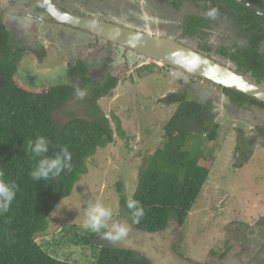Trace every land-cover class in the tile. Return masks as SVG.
I'll use <instances>...</instances> for the list:
<instances>
[{
	"label": "rangeland",
	"instance_id": "obj_1",
	"mask_svg": "<svg viewBox=\"0 0 264 264\" xmlns=\"http://www.w3.org/2000/svg\"><path fill=\"white\" fill-rule=\"evenodd\" d=\"M227 4L236 6L230 2ZM31 19L24 13L19 18L8 16L5 23L7 25L8 22L11 29L16 24L29 26L33 24ZM35 25L42 29L40 21H35ZM41 38L40 42L47 45L45 49L48 53L44 49L43 54H39L40 58L32 50H26L18 66L17 81L32 88L64 84L74 86L72 98L65 109L52 113L59 125L72 114L82 117L93 115L92 102L86 97L92 98L91 89L101 80L84 89V83L73 70L68 76L67 56L55 46L45 43H49L47 36L42 35ZM78 46L79 52L75 45L66 48L72 60L82 58L81 54L84 56L89 52L88 48ZM141 63L148 66L125 72L119 77V83L112 93L97 102L110 119L112 128L116 129L113 115L121 118L126 138L115 133V141L99 148L88 160V172L81 175L71 194L51 212L48 230L37 237L38 242L60 260L77 264H95L99 247L103 244L138 250L153 264H264V252H258L259 247L264 248V223H259L264 217V146L255 148V145H246L243 147L244 154L236 158L237 129L244 132L250 130L247 125L225 114L217 116L218 111L212 112L213 103H205L210 111L208 124L201 125L199 121L192 133L198 135L199 129L208 131V128L216 127V139L212 141L200 133L198 140L192 142L194 144H188L191 145L190 149L204 148L205 157L213 161V167L185 223L179 225L177 220L172 219L165 230L147 233L135 229L120 214L117 183L124 182L129 196L134 193L140 165L146 156L162 146L164 126L177 108V103L161 102V99L181 89H178L172 72L162 64L146 58ZM189 85L187 80L183 93L188 90L186 96L189 95V99L202 100L203 97L198 95L200 91ZM78 90L85 92L83 98L78 96ZM255 108L251 112L238 114L243 121L255 125L260 122V110ZM247 154L250 158L245 162ZM238 163H242V166L238 167ZM95 202L112 208L110 224L116 222L129 226L125 238L112 243L102 233L83 228L86 207ZM91 234L96 235L93 240L77 242L79 238ZM238 242L243 243V249Z\"/></svg>",
	"mask_w": 264,
	"mask_h": 264
},
{
	"label": "trees",
	"instance_id": "obj_2",
	"mask_svg": "<svg viewBox=\"0 0 264 264\" xmlns=\"http://www.w3.org/2000/svg\"><path fill=\"white\" fill-rule=\"evenodd\" d=\"M228 1L246 12L245 20L250 26L260 21V30L263 28V16L234 0ZM248 1L264 9V0ZM10 35L6 26L0 24V77L8 80L0 87V171L4 172L6 180L14 182L18 188L9 211L0 215V264H77L60 260L47 252L37 237L47 232L51 212L63 198L71 194L81 175L88 172V160L99 148L113 143L115 133L126 138L121 118L113 115L116 129L112 128L110 119L97 103L100 98L112 93L119 79L109 76L103 84L92 87L93 115L82 117L72 114L59 125L52 113L65 109L73 95L74 86L64 84L32 88L15 80L14 74L23 61L24 51L12 46ZM262 38L264 32L260 34ZM243 55L246 59L240 56L238 63L249 64L254 73L260 69V80L264 79V54L254 46L245 48ZM74 67L72 70H79L78 76L84 84L93 83L86 63L80 60ZM227 91L237 96V99L258 102L243 93ZM161 102L177 103L176 111L164 126L162 146L146 156L140 165L137 187L131 196L127 194L123 181L117 183L120 214L135 229L147 233L165 230L172 219L177 220L179 225L185 223L213 167V161L205 157L204 148L190 149L191 145L188 144L196 142L200 133L214 141L217 132L216 127H210L208 131L197 130L198 135L192 133L195 125H198L197 119L210 114L208 106L202 101L182 100L177 93L172 92ZM38 135L49 139L48 155L59 151L61 146L67 147L72 156L70 170H65L55 179L32 180L30 172L36 160L28 152L27 143ZM249 158L247 154L245 162ZM237 165L240 167L242 163ZM128 197L140 201L144 208L145 215L139 223H133L131 211L126 207ZM259 223H264V217ZM95 236H84L77 242H89ZM95 264L153 263L138 250L103 244L99 247Z\"/></svg>",
	"mask_w": 264,
	"mask_h": 264
},
{
	"label": "flooded vegetation",
	"instance_id": "obj_3",
	"mask_svg": "<svg viewBox=\"0 0 264 264\" xmlns=\"http://www.w3.org/2000/svg\"><path fill=\"white\" fill-rule=\"evenodd\" d=\"M54 1L68 13L105 20L143 33L151 32L154 35H159L189 46L221 64L229 65L235 72L244 76L247 80L264 88V79L260 80V69H258V73H254L253 68L249 64H244V66L238 63L240 56L244 60L246 59L243 54L247 47L255 46L264 54V38L260 39V34L264 32V24L261 25L263 27L261 30L260 21L256 25L251 23L252 26H250L247 23L248 20H245L246 12L239 10L237 7L229 6L227 4L228 0ZM24 7L27 9L24 10ZM212 9L217 10V15L214 19L206 15ZM0 10V24L5 25L9 30L11 34L10 41L15 49H23L24 53L26 50H32L35 55L40 57L39 54H43L42 52L45 46H47L41 43L40 39L42 41V35L47 36L49 43L44 42L55 46L67 56V65H69L67 67L68 76L70 70L80 60L89 67L92 81L97 82V80H101V84L109 76L119 79L125 72H133L138 68L148 66L141 63L143 56L133 49L100 38L87 30L55 20L45 11L43 0H0ZM24 13H27L32 18L33 24L29 26L16 24L11 29L8 27V22L6 25L5 22L8 16L10 18H19ZM37 20L40 21L42 29L35 25V21ZM74 45L76 48L77 45L80 48L86 47L89 52L84 56L81 54L82 58L76 57L72 60L66 48L74 47ZM77 50L79 52L78 48ZM45 52L46 54L48 53L46 49ZM163 67L168 68L172 72L178 83V89L181 88L180 91H175L179 98L182 100H192L189 99V95L188 97L186 96L188 90L183 93L184 85L189 80L190 88L194 87V89H198L200 91L198 95L203 97L202 100L198 101L213 103L214 108L212 107V112L218 111L217 116L222 113V115L225 114L230 119L248 126L249 132L237 129L239 140L236 158L244 154L243 147L246 145L251 147L255 145V148L256 146H264V104H262L264 102L237 99V96L235 97L227 89L232 92L240 91L217 85L208 79H203L185 70L176 69L173 71L168 66ZM18 71L19 68L14 74L15 80H17L16 74ZM78 71L75 70V74L79 75ZM6 83H8V80L0 77V87ZM88 85L90 84H84L83 88L85 89ZM181 91L182 94L180 93ZM71 98L67 103L70 102ZM89 98L86 97V100L90 102L91 99ZM248 103H260V105ZM255 107H258V110H260V122L250 125L247 121H243L238 113L242 111L251 112L256 109ZM208 116L206 115L203 119L197 120L202 123L201 125H207ZM238 243L243 249V243ZM260 251L263 253L264 248L259 247L258 252L260 253Z\"/></svg>",
	"mask_w": 264,
	"mask_h": 264
},
{
	"label": "water",
	"instance_id": "obj_4",
	"mask_svg": "<svg viewBox=\"0 0 264 264\" xmlns=\"http://www.w3.org/2000/svg\"><path fill=\"white\" fill-rule=\"evenodd\" d=\"M264 17V10L246 0H235ZM45 11L55 20L87 30L100 38L120 44L140 53L147 60L181 69L217 85L228 87L264 102V88L247 80L229 65L221 64L207 55L176 41L140 32L105 20L79 16L64 11L54 0H43Z\"/></svg>",
	"mask_w": 264,
	"mask_h": 264
},
{
	"label": "clouds",
	"instance_id": "obj_5",
	"mask_svg": "<svg viewBox=\"0 0 264 264\" xmlns=\"http://www.w3.org/2000/svg\"><path fill=\"white\" fill-rule=\"evenodd\" d=\"M210 18H215L217 10L212 9L206 13ZM77 94L83 98L85 92L78 90ZM27 150L32 158L36 160L35 167L30 172V177L34 181L55 179L65 170L72 168V156L66 146H61L59 151L48 155L50 150V141L47 137L38 135L34 140H29ZM17 185L14 182L4 178V172L0 171V215L9 211V208L16 197ZM126 207L131 211L133 223H139L145 215L144 208L140 201L128 197ZM85 221L83 228L94 233H102L103 237L115 243L125 238L129 233V226L124 223L112 221L113 210L110 206H105L101 202L89 203L85 210ZM106 231H102L105 230Z\"/></svg>",
	"mask_w": 264,
	"mask_h": 264
}]
</instances>
